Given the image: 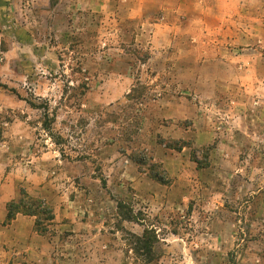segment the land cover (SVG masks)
Here are the masks:
<instances>
[{
  "label": "rangeland",
  "instance_id": "374dc122",
  "mask_svg": "<svg viewBox=\"0 0 264 264\" xmlns=\"http://www.w3.org/2000/svg\"><path fill=\"white\" fill-rule=\"evenodd\" d=\"M0 243L264 264V0H0Z\"/></svg>",
  "mask_w": 264,
  "mask_h": 264
},
{
  "label": "crops",
  "instance_id": "0c3cea01",
  "mask_svg": "<svg viewBox=\"0 0 264 264\" xmlns=\"http://www.w3.org/2000/svg\"><path fill=\"white\" fill-rule=\"evenodd\" d=\"M20 222H24L26 224H28V227H27V231L31 232V221L27 219V216L25 215H21L18 216L16 215L14 217V219L12 220V222L6 226V228H17L20 224ZM1 244V243H0ZM15 244V241H10L9 243H7V245H13ZM19 253L18 252H14V251H8V250H2L0 249V264H9V261L11 259V261H16L18 260V257H19ZM22 257V256H21ZM13 263V262H12ZM14 264H16L14 262ZM17 264H20V263H17Z\"/></svg>",
  "mask_w": 264,
  "mask_h": 264
},
{
  "label": "trees",
  "instance_id": "16d2710c",
  "mask_svg": "<svg viewBox=\"0 0 264 264\" xmlns=\"http://www.w3.org/2000/svg\"><path fill=\"white\" fill-rule=\"evenodd\" d=\"M122 207V204L120 203V202H117V208H119V210H120V208ZM130 210H127V214H124L123 213V216H124V218H130L131 216H130ZM13 216H14V214H13V212L12 211H8L7 212V215H6V220H7V222H9L10 220H12L13 219Z\"/></svg>",
  "mask_w": 264,
  "mask_h": 264
}]
</instances>
